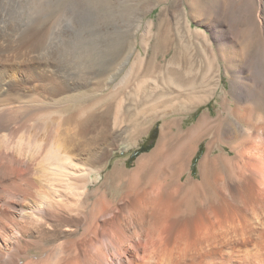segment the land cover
I'll use <instances>...</instances> for the list:
<instances>
[{
  "label": "bare ground",
  "instance_id": "1",
  "mask_svg": "<svg viewBox=\"0 0 264 264\" xmlns=\"http://www.w3.org/2000/svg\"><path fill=\"white\" fill-rule=\"evenodd\" d=\"M12 2L0 0V264H264V82L241 81L236 94L233 80L215 115L208 110L184 127L183 114L219 87L209 37L196 40L185 22L167 66L154 59L158 44L144 40L140 79L155 74L162 85L149 102L118 109L114 121L150 111L147 119L163 122L134 167L113 168L111 186L123 190L111 198L98 183L120 134L109 136L90 113L40 112L30 122L28 105L46 104L36 83H56L55 73L73 78L71 58L59 50L71 38L66 28L50 34L38 17L20 18ZM191 46L210 52L192 72L183 65ZM102 65L77 73L76 87L105 80L111 69ZM35 90L38 98L26 100ZM204 143L199 176H186Z\"/></svg>",
  "mask_w": 264,
  "mask_h": 264
},
{
  "label": "rangeland",
  "instance_id": "2",
  "mask_svg": "<svg viewBox=\"0 0 264 264\" xmlns=\"http://www.w3.org/2000/svg\"><path fill=\"white\" fill-rule=\"evenodd\" d=\"M14 1L12 3L17 5L16 14L20 18L38 17L48 27L50 34L66 28L65 33L71 38L59 50L62 55L71 58L73 78L70 80L62 73L52 75L51 77L55 76V86L59 87L54 96L52 78L40 79L36 83L37 90L42 91L44 97L38 96L45 99L43 103L46 104L38 103L39 108L36 107V102L28 105L27 110L30 112L27 116L29 118L32 114L29 120L33 122L41 115L40 112L41 116L59 113L63 117L70 114L87 116L90 113L97 123H107L109 136L120 134L119 145L102 170L98 183L111 198L119 196L123 190V187L115 190L111 186L113 168L123 161L126 168L134 167L140 155L154 148L163 122V118L154 121L147 119L150 111L134 114L119 121L120 123L114 121V113L118 109L123 106L135 107L142 101L152 100L160 89L156 86L162 85L155 74L152 76L154 78L150 76L140 79L138 72L141 69V55L145 54L144 40L150 44H158L159 50L155 52L154 59L167 66L170 65L173 49L177 45L181 46L184 36L182 25L185 22L188 21L196 30L193 32V35L197 34L196 40L202 39L201 33L209 37L218 61L216 74L220 78L219 87L209 101L196 110L183 114L184 127L194 124L208 110L215 115L233 80L236 94L242 82L250 84L253 78H260L264 82V0ZM104 54L113 55L116 60L105 62ZM209 54L207 47L191 46L187 49V61L183 65H186V70L195 71L198 65H205ZM101 65H108L111 69L105 80L93 78L88 86L76 87V75L87 69H97ZM162 82L165 85L170 83L166 78ZM34 92L25 99L32 102L36 100L38 97H34L38 92ZM33 104L35 107H32ZM35 108L37 109L34 110ZM138 125L144 129L143 133H131ZM204 150L205 143L193 158L186 176L195 179L199 176L198 165Z\"/></svg>",
  "mask_w": 264,
  "mask_h": 264
},
{
  "label": "trees",
  "instance_id": "3",
  "mask_svg": "<svg viewBox=\"0 0 264 264\" xmlns=\"http://www.w3.org/2000/svg\"><path fill=\"white\" fill-rule=\"evenodd\" d=\"M134 155H136V154H134ZM134 155H133V156H134Z\"/></svg>",
  "mask_w": 264,
  "mask_h": 264
}]
</instances>
